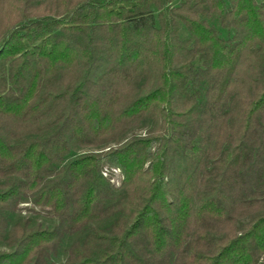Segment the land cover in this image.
<instances>
[{
	"label": "trees",
	"instance_id": "obj_1",
	"mask_svg": "<svg viewBox=\"0 0 264 264\" xmlns=\"http://www.w3.org/2000/svg\"><path fill=\"white\" fill-rule=\"evenodd\" d=\"M0 245L264 264V1L0 0Z\"/></svg>",
	"mask_w": 264,
	"mask_h": 264
},
{
	"label": "rangeland",
	"instance_id": "obj_2",
	"mask_svg": "<svg viewBox=\"0 0 264 264\" xmlns=\"http://www.w3.org/2000/svg\"><path fill=\"white\" fill-rule=\"evenodd\" d=\"M256 1H258V2H261V1H264V0H256ZM105 168V167H104ZM107 168V167H106ZM105 168V170H106V173H108L107 171H108V169H106ZM113 171H114V169L113 168H111ZM120 177H121V175H120V173L118 172V171H116L115 172V175H114V177H113V181L114 182H116V183H118L119 182V180H120ZM31 217H32V215H30ZM34 218V221L35 222H43V223H47V220L46 219H44L43 217H41V216H36V217H33ZM74 238V237H73ZM73 238H71V239H69V240H67L66 241V243H65V246H68L69 245V243H70V241L73 239ZM0 248H1V245H0ZM65 257V253H63V254H61V257H60V259H63Z\"/></svg>",
	"mask_w": 264,
	"mask_h": 264
},
{
	"label": "built area",
	"instance_id": "obj_3",
	"mask_svg": "<svg viewBox=\"0 0 264 264\" xmlns=\"http://www.w3.org/2000/svg\"><path fill=\"white\" fill-rule=\"evenodd\" d=\"M104 174H105V175H107V174H106V172H104ZM112 180H113V179H112ZM115 183H116V182H115ZM116 184H119V182H118V183H116Z\"/></svg>",
	"mask_w": 264,
	"mask_h": 264
}]
</instances>
